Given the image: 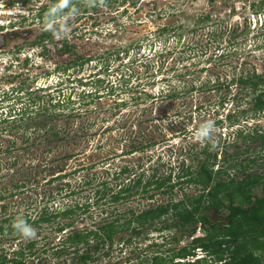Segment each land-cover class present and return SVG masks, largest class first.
<instances>
[{
	"label": "rangeland",
	"instance_id": "obj_1",
	"mask_svg": "<svg viewBox=\"0 0 264 264\" xmlns=\"http://www.w3.org/2000/svg\"><path fill=\"white\" fill-rule=\"evenodd\" d=\"M8 33L28 34L0 52V206H6L0 224L48 206L76 213L33 228L40 237L13 230L0 238V251L36 238L61 248L68 232L96 230L102 221L124 222L131 212L195 196L200 186L177 180L198 171L208 154L217 155L209 161L215 171L235 176L242 164L247 173L264 175V140L244 141L264 136V113L249 110L253 94L238 82L264 75V0H0V34ZM15 45L24 49V68ZM66 46L87 50L82 70L69 66ZM4 76L13 85L1 82ZM208 122L210 139L198 138ZM133 146L143 149L129 154ZM123 168L131 173L121 174ZM153 173L154 181L172 174L173 192L151 186L147 194L140 188L111 203L113 193L140 176L145 184ZM256 193L264 195L261 188ZM208 215L213 223L225 221L224 214ZM63 224L72 225L57 234ZM141 231L128 243L131 234L122 230L112 249L92 250L89 264H125L141 255L150 260L191 240L169 245V233L163 239L166 233ZM43 245L36 247L43 259L35 264H72L73 255L54 258L52 250V261L42 262L50 258ZM204 257L198 250L196 259Z\"/></svg>",
	"mask_w": 264,
	"mask_h": 264
},
{
	"label": "trees",
	"instance_id": "obj_2",
	"mask_svg": "<svg viewBox=\"0 0 264 264\" xmlns=\"http://www.w3.org/2000/svg\"><path fill=\"white\" fill-rule=\"evenodd\" d=\"M238 82L243 89H250L253 94L249 110L255 114L263 112L264 75L254 72L252 76L241 77ZM239 134L241 135V132ZM252 136H258L259 139L264 140V136L256 133L248 135L244 141ZM142 149L143 147L133 146L129 154ZM210 157L217 160L216 154H208L206 160L200 164L198 171L189 169L177 180V185L200 186L201 193L195 196L184 194L177 202L155 204L139 214L131 212V218H125L124 222L122 219L116 218L100 222L101 224L96 230L87 231L85 229L80 232L77 230L68 232L66 238L59 242L61 248L51 247L52 256L62 258L66 255H73L72 264H89L95 259L93 252L97 253L105 246L112 249L115 236L122 230L130 232L131 235L127 242L131 243L133 237L142 234L141 230L144 227H149L155 233H166L165 236H162L163 239H168L166 235L169 233L168 235L171 236V241L167 242L169 245H179L182 239H190L196 235L197 231H201L203 236L194 237L187 246L155 252L150 260L141 255L134 262L126 260L125 264H264V195L260 196L256 193V190L260 188L264 193V175L247 173L248 168L242 164H240V174L235 176H231L227 170L215 171L212 168L215 162L210 164ZM231 158L233 159V157ZM252 163L255 162L252 161ZM236 166L231 165L229 169L235 170ZM125 173H131V170L123 168L121 174ZM155 173L145 184H143V176H140L133 185L113 193L110 197L111 203H119L139 194L140 188L143 193L147 194L151 186L159 191L167 185V190L164 193H172L176 185H168V183L174 176L169 174L165 179L154 181ZM92 182L89 180L85 184ZM102 186L107 187V184L103 182ZM103 197L102 199H104ZM149 199L153 200V195L149 196ZM212 211L224 213L225 221L213 223L208 215ZM75 213V210L67 209L52 214L51 218H42V221L54 222L59 218L72 217ZM199 224H202L200 230ZM71 225L63 224L56 229V233L63 234ZM6 233L7 231L0 227V235ZM92 240L95 241V244H91ZM86 245L90 250L80 254L81 249ZM34 247L35 243H30L26 247L29 253L25 254L24 248L20 253L19 261H13L12 264L40 263L43 258L37 255V251H32L35 249ZM198 250L205 253L204 258L194 259ZM51 261V258L45 257L42 260V262L48 263ZM62 262L61 264H66L65 259ZM0 264H4V261H0Z\"/></svg>",
	"mask_w": 264,
	"mask_h": 264
},
{
	"label": "flooded vegetation",
	"instance_id": "obj_3",
	"mask_svg": "<svg viewBox=\"0 0 264 264\" xmlns=\"http://www.w3.org/2000/svg\"><path fill=\"white\" fill-rule=\"evenodd\" d=\"M154 4H156V3H154ZM89 19H94L93 18V16H89ZM27 34L28 33H25L24 35H22V34H18V33H8V34H0V35H3L4 36V39H5V43H4V45H3V47H2V49L0 50V52H3V51H6V46H7V44H8V42L7 41H9V43H11V42H16V41H18V40H20V39H24L26 36H27ZM85 40H87V39H85ZM22 43V42H21ZM86 48V47H85ZM24 49L23 48H20V46H16L15 45V47L13 48V51H16V52H18V57H19V62H21V64H22V67L24 68L25 66H24V56H23V53L22 54H20L22 51H23ZM88 52H87V50H84V51H80V49L79 50H77V51H73V47H70V46H66L65 47V57H69V58H71V60L73 61V64L71 63V64H69V66L71 67V68H73V69H78V70H82L83 69V66L85 65V64H87V61H89L88 60V58L85 56V54H87ZM73 56V57H72ZM86 57V58H85ZM22 58V59H21ZM92 61V60H91ZM65 65H67V64H65ZM11 65H7V67H10ZM65 67H67V66H65ZM4 68V67H3ZM48 67H46V68H42V71H43V73H45V69H47ZM49 69V68H48ZM69 70V69H68ZM6 71V70H5ZM26 71H29V69L27 68L26 69ZM6 74H8V72L6 71L5 72ZM5 74V75H6ZM258 75H262V74H258ZM29 76V75H28ZM4 79H2L1 78V82H3V83H10L11 85H13V83H11L10 82V79H12V77H3ZM20 78V77H19ZM18 78V79H19ZM20 80H23V81H25L26 79L25 78H23V79H20ZM23 81H21V82H23ZM22 86V85H21ZM39 90V89H38ZM261 113H264V111L263 112H261ZM44 123H45V118L44 119H41V120H39V121H37L36 122V124L38 125V126H40V125H44ZM48 124H50V118H48ZM37 126V127H38ZM44 127V126H43ZM48 132H50L51 133V128H49L48 127ZM50 175V177H51V173L49 174ZM57 177L56 176H54L52 179H56ZM174 178V177H173ZM26 184H31V181H26V182H24L23 181V183H22V186L21 187H23V188H25L26 187ZM17 189L19 188V186L18 185H16L15 186ZM13 195V194H12ZM18 195V192H16V195L15 196H17ZM1 199V198H0ZM96 204H97V202H96ZM5 209L6 208V206L5 205H1L0 206V209ZM85 208H87L88 209V205H87V207H85ZM64 210H67V208H65V209H63L62 210V208H59V207H45V208H43L42 210H41V212L40 213H38V214H30V215H28V214H22L20 217H19V219H17V220H15L14 218H9L8 220H5V222H4V224L5 223H8L9 224V226L10 225H14V227H10V228H8V230L6 229V228H4V224H0V227H2V228H4V230L5 231H7V233L6 234H8V233H11V232H13V230L14 231H22V229H23V227H25V226H27V227H30L31 229H33V228H39V227H48L49 226V224H51V221H49V222H44V221H42V218H51V215L52 214H55L56 212H62V211H64ZM217 215H220V214H222V213H216ZM224 214V213H223ZM21 220H23L22 222H21ZM219 222V221H218ZM19 226V227H18ZM71 227V226H70ZM70 227H67V229L66 230H68V228H70ZM202 228V224H199V230ZM87 229V228H86ZM34 230V229H33ZM65 230V231H66ZM56 232V231H55ZM68 232V231H67ZM67 232H64V234L65 233H67ZM6 234H4V236L6 235ZM3 235H0V238L2 239L3 237H4ZM23 236H25V235H23ZM35 237H40V234L37 232V233H35ZM0 239V242L1 243H3L2 241L3 240H1ZM27 239V238H26ZM39 238H36V239H32V240H28L27 241V243H22L21 241H19L18 243H15L14 244V242L11 244V245H13L14 244V248H12V249H6V248H2V250L0 251V261H4V264H12V262L13 261H19V257H21V255H20V253L21 252H23V249L25 248L26 249V247L30 244V243H35V249L34 250H32V251H37V255H40L39 254V252H40V250H36V247L40 244V242L42 243V245L44 244V241L42 240V239H40V240H38ZM49 245V246H48ZM43 246H46L44 249H45V252L47 251L49 254H50V258H51V244H50V242L48 241V243H45ZM13 247V246H12ZM39 248V247H38ZM24 249V252H25V254L26 253H29V250H25ZM36 255V256H37ZM49 257V256H48ZM197 257V256H196ZM49 258V259H50ZM194 259H196V258H194ZM198 259H200V258H198Z\"/></svg>",
	"mask_w": 264,
	"mask_h": 264
},
{
	"label": "clouds",
	"instance_id": "obj_4",
	"mask_svg": "<svg viewBox=\"0 0 264 264\" xmlns=\"http://www.w3.org/2000/svg\"><path fill=\"white\" fill-rule=\"evenodd\" d=\"M212 131H213V124H212V122H208V123H206V124L201 126V128H200V130L198 132V138H200V139H210V133ZM214 146L215 145L213 144V147ZM22 234L27 237V236H33L35 233H34L33 229H31L30 227L25 226L22 229Z\"/></svg>",
	"mask_w": 264,
	"mask_h": 264
},
{
	"label": "water",
	"instance_id": "obj_5",
	"mask_svg": "<svg viewBox=\"0 0 264 264\" xmlns=\"http://www.w3.org/2000/svg\"><path fill=\"white\" fill-rule=\"evenodd\" d=\"M4 43H5L4 36L3 35H0V50L2 49Z\"/></svg>",
	"mask_w": 264,
	"mask_h": 264
},
{
	"label": "built area",
	"instance_id": "obj_6",
	"mask_svg": "<svg viewBox=\"0 0 264 264\" xmlns=\"http://www.w3.org/2000/svg\"><path fill=\"white\" fill-rule=\"evenodd\" d=\"M194 237H196V236H192V237H191V240H192Z\"/></svg>",
	"mask_w": 264,
	"mask_h": 264
}]
</instances>
